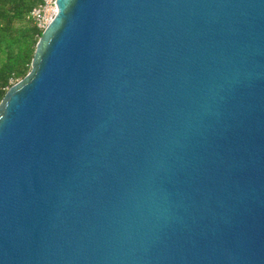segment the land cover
<instances>
[{
    "label": "water",
    "instance_id": "1",
    "mask_svg": "<svg viewBox=\"0 0 264 264\" xmlns=\"http://www.w3.org/2000/svg\"><path fill=\"white\" fill-rule=\"evenodd\" d=\"M0 100V264H264V0H56Z\"/></svg>",
    "mask_w": 264,
    "mask_h": 264
},
{
    "label": "trees",
    "instance_id": "2",
    "mask_svg": "<svg viewBox=\"0 0 264 264\" xmlns=\"http://www.w3.org/2000/svg\"><path fill=\"white\" fill-rule=\"evenodd\" d=\"M39 6L40 0H0V100L31 69L43 30L30 14Z\"/></svg>",
    "mask_w": 264,
    "mask_h": 264
},
{
    "label": "built area",
    "instance_id": "3",
    "mask_svg": "<svg viewBox=\"0 0 264 264\" xmlns=\"http://www.w3.org/2000/svg\"><path fill=\"white\" fill-rule=\"evenodd\" d=\"M41 6L35 8L30 17L33 22L41 29L45 28L50 24L56 15L57 7L55 5L56 0H40Z\"/></svg>",
    "mask_w": 264,
    "mask_h": 264
},
{
    "label": "bare ground",
    "instance_id": "4",
    "mask_svg": "<svg viewBox=\"0 0 264 264\" xmlns=\"http://www.w3.org/2000/svg\"><path fill=\"white\" fill-rule=\"evenodd\" d=\"M58 11V10H57ZM56 14H57V12H56Z\"/></svg>",
    "mask_w": 264,
    "mask_h": 264
}]
</instances>
